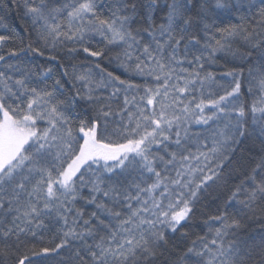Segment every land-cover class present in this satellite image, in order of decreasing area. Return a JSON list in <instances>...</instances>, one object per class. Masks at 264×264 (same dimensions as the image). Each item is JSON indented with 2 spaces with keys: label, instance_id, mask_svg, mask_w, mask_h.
Masks as SVG:
<instances>
[{
  "label": "snow or ice",
  "instance_id": "snow-or-ice-1",
  "mask_svg": "<svg viewBox=\"0 0 264 264\" xmlns=\"http://www.w3.org/2000/svg\"><path fill=\"white\" fill-rule=\"evenodd\" d=\"M0 29V264H264V0H0Z\"/></svg>",
  "mask_w": 264,
  "mask_h": 264
},
{
  "label": "trees",
  "instance_id": "trees-1",
  "mask_svg": "<svg viewBox=\"0 0 264 264\" xmlns=\"http://www.w3.org/2000/svg\"><path fill=\"white\" fill-rule=\"evenodd\" d=\"M5 22L6 23H10V25H11V27L15 30V31H17V32H19L20 31V27H19V21H18V19L16 18V16H15V13H12L11 14V19H9V18H5ZM0 34H7L3 29H0ZM13 45H8V47L10 48V47H12ZM81 59H83V57H81ZM41 63H43V61H40ZM220 63L221 64H226L227 63V60H225V59H221L220 60ZM105 66H107V65H105ZM229 67H232L233 65H228ZM109 70L110 71H113L114 69H112V68H109ZM213 70H222V69H213ZM116 74L117 75H120L121 73L117 70L116 71ZM123 78V77H122ZM255 97H253V96H251V95H249L246 91H245V95H244V100L246 101V102H248V103H251V101L254 99ZM211 199V198H210ZM248 232L247 233H245V235H247V234H256V233H258L259 232V230H260V223L259 222H249V224H248Z\"/></svg>",
  "mask_w": 264,
  "mask_h": 264
}]
</instances>
